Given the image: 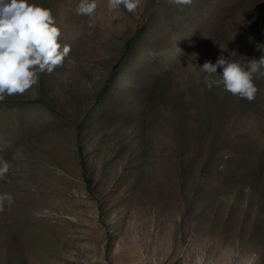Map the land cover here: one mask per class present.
Here are the masks:
<instances>
[{
	"label": "rangeland",
	"instance_id": "1",
	"mask_svg": "<svg viewBox=\"0 0 264 264\" xmlns=\"http://www.w3.org/2000/svg\"><path fill=\"white\" fill-rule=\"evenodd\" d=\"M80 2L28 0L70 52L0 101V264H264V78L249 101L198 68L262 55L264 0Z\"/></svg>",
	"mask_w": 264,
	"mask_h": 264
},
{
	"label": "clouds",
	"instance_id": "2",
	"mask_svg": "<svg viewBox=\"0 0 264 264\" xmlns=\"http://www.w3.org/2000/svg\"><path fill=\"white\" fill-rule=\"evenodd\" d=\"M176 5H190L192 0H170ZM141 0H107V10L113 12L121 7L133 13ZM97 9L96 0H81L78 15L92 16ZM60 29L56 26L50 9L28 0H0V101L5 96L23 95L37 85L40 74H51L61 66L70 52L69 45L58 43ZM262 55L247 59V66L220 56L215 63L205 61L200 72L206 73L205 84L223 89L233 96L249 101L258 91L254 79L264 78V45H257ZM230 54H236L232 52ZM221 69L217 74V69ZM219 78L213 80L212 76ZM10 169V164L0 158V179ZM7 202L10 207L14 198L10 193L0 194V211ZM196 264H200L197 260Z\"/></svg>",
	"mask_w": 264,
	"mask_h": 264
},
{
	"label": "trees",
	"instance_id": "3",
	"mask_svg": "<svg viewBox=\"0 0 264 264\" xmlns=\"http://www.w3.org/2000/svg\"><path fill=\"white\" fill-rule=\"evenodd\" d=\"M145 28H146L145 26H142L141 28H139L137 30V32L135 33L133 38L128 43L129 47H132L134 45L135 40L140 37V35L144 32ZM120 64H121V61L119 60L114 65V68H113V71H112V75L110 76L109 81L116 75V71H117V69H118ZM41 81H42V83H44V73L41 74ZM108 89H109V83L107 82L106 85L104 86V88L101 90L98 98L100 99V97L103 94H105L108 91Z\"/></svg>",
	"mask_w": 264,
	"mask_h": 264
}]
</instances>
